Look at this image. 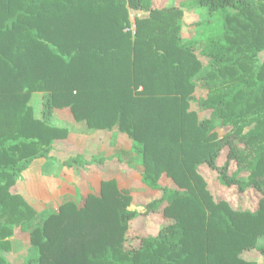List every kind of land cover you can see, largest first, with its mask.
I'll return each mask as SVG.
<instances>
[{
	"label": "trees",
	"instance_id": "1",
	"mask_svg": "<svg viewBox=\"0 0 264 264\" xmlns=\"http://www.w3.org/2000/svg\"><path fill=\"white\" fill-rule=\"evenodd\" d=\"M159 1L0 0V264L14 235L38 249L27 264H259L243 258L252 250L264 258V0H196L220 12L221 35L186 43L183 11ZM197 50L209 73L194 80ZM35 93L46 94L40 119L29 106ZM63 109L89 130L118 127L133 140L143 182L161 194L144 215L115 181L45 218L12 193L67 139L55 121ZM211 180L239 202L217 198ZM152 215L164 219L157 236L139 222Z\"/></svg>",
	"mask_w": 264,
	"mask_h": 264
},
{
	"label": "crops",
	"instance_id": "2",
	"mask_svg": "<svg viewBox=\"0 0 264 264\" xmlns=\"http://www.w3.org/2000/svg\"><path fill=\"white\" fill-rule=\"evenodd\" d=\"M184 1L186 2V0H176L174 4L171 5L183 11L181 22L182 42H200L201 40L212 37L213 31L207 28V21L201 20L199 17L204 11L200 8L197 9L198 4L196 0L190 1L191 3L188 2L190 3L188 7L182 6ZM168 3L164 6L169 7ZM137 15L139 18L147 16L143 12H139ZM129 24L125 32H131L134 38L135 34L133 33V29L136 26L135 14L130 13ZM191 25L193 34L202 28L204 39L203 36L195 37V34L192 36L189 31H184L190 30ZM196 53L199 61L203 65L200 71L201 73L205 63H207L208 67L209 60L206 57H202L199 50H197ZM199 74L194 77V80L199 77ZM45 96L46 94L44 93H35L29 102V106L32 107L36 119L42 117ZM55 121L60 127L67 129V139L57 141L53 145L48 158L35 159L31 163L29 170L23 174L22 181H19L13 188L20 195L25 196L29 204L38 214L41 212L42 207H46L45 204L39 203L41 198L44 197V194H52V197L49 199L50 201H52L53 198H58V200L61 198V200H63L58 211H54V213H58L60 207L68 202L77 203L70 199L64 202L65 198H63V196H75L79 193L75 180L77 181L81 176L85 177L80 181L88 186L89 194H98L103 181H115L118 189L123 193L129 194L132 199L129 210L141 215L146 213V207L149 203L161 198L159 192L151 190L143 182L142 174L144 167L142 164V157L134 154L133 140H131L126 133L121 132L118 127L111 130H89L85 122L75 121L70 109L56 111ZM69 154L73 156L68 157ZM76 157H82L85 162L83 161L79 164L74 163L68 167L62 165V163L69 162ZM200 171L205 178L209 179L211 177L212 172L207 166H202ZM74 174L77 177H75ZM92 175H94L93 179L95 180H91ZM154 216L144 217L139 221L140 224H144L145 235L157 236L159 233L164 219L162 215ZM138 224L139 223L133 227L134 231L136 229L135 232L137 234L141 232ZM9 240L13 244V249L9 254L12 255L13 252L17 251L16 248H14L16 242L14 241V237ZM257 246L264 247V236L258 239ZM243 258L249 261H257L259 264H264V258L260 257L256 250L246 251L243 254Z\"/></svg>",
	"mask_w": 264,
	"mask_h": 264
},
{
	"label": "rangeland",
	"instance_id": "3",
	"mask_svg": "<svg viewBox=\"0 0 264 264\" xmlns=\"http://www.w3.org/2000/svg\"><path fill=\"white\" fill-rule=\"evenodd\" d=\"M174 1L176 0H160L158 2V5L159 7H163L164 5H166L168 2L169 6L173 5L174 4ZM193 1V0H186V2L184 1L183 2V5L184 7H188L190 6V3ZM190 2V3H188ZM202 9V11H204V13L202 15H199V17L201 18V20H205L207 21V24H208V29L210 31H216L215 34H212V37H218L221 35V30H222V21H221V14L220 12H217L213 15H210L206 8L198 5L197 6V9ZM184 31H189L192 36L195 34V37H199V36H203V33H202V28H200V30H197L194 34H193V31H192V25H191V28L190 30H184ZM209 31V32H210ZM185 32V33H186ZM205 35V34H204ZM203 39H204V36H203ZM206 40V39H205ZM202 41V40H201ZM200 41V42H201ZM259 59H257V61L259 62H263L264 60V52H261L259 55H258ZM206 66V67H205ZM208 73H209V67H207V63L204 64V69L203 71L198 75L199 77L198 78H195V80H199L201 78H206L208 76ZM199 96L201 97H206L207 96V93L203 90L201 92H199L198 94ZM42 101V100H41ZM260 119V115L257 116V117H251L247 122V125H246V131H249L251 129H253L255 126H257V122L258 120ZM227 130H230V129H223L222 130V134L226 133ZM226 152H224L223 154V158H222V161L225 160V156H226ZM73 155L69 154L68 157H72ZM67 157V156H66ZM93 171V170H92ZM91 171V172H92ZM75 177H77L75 174H74ZM93 176L91 177V180L93 179ZM85 177L81 176L77 181L75 180L76 182V186L77 188L79 189V193L76 194L75 196H67V195H64L63 198L64 199V202L65 201H68L69 199L71 201H76L77 203L79 202H82L87 196L88 194L90 193L89 192V189H88V186L87 185H84L80 180L84 179ZM95 180V179H93ZM211 185L214 187V193L216 195L217 198H226L228 200H231L232 202H234V204H237L239 202V195L236 193V191L234 189H224V187H222V185L214 180H211ZM96 186V185H95ZM12 193L13 194H19L16 190L12 189ZM20 195V194H19ZM52 197V194H44V197L41 198V200L39 201V203L41 204H45L46 207H42V210L41 212L39 213V215L43 218L47 217L49 214H52L54 213V211H58V208L60 206V204L62 203L63 200H61V198L58 200V198H53L52 201H50L49 199ZM23 198L28 202V200L25 198V196H23ZM82 199V201H81ZM244 200V199H243ZM257 198L255 197L254 194H250L249 196V203L250 205L253 207L256 203H257ZM245 203V201H243ZM29 203V202H28ZM246 206V204H245ZM44 211V212H43ZM14 237V241L16 242V246H14V248H16L17 251L13 252L12 255H8L6 258H5V261L8 263V264H27V260L29 257H32L34 261H37L38 258H39V252H38V249L35 248L34 246L31 245L30 243V236L28 235L27 238H21L20 236H13ZM12 237V239H13ZM18 244V246H17Z\"/></svg>",
	"mask_w": 264,
	"mask_h": 264
},
{
	"label": "built area",
	"instance_id": "4",
	"mask_svg": "<svg viewBox=\"0 0 264 264\" xmlns=\"http://www.w3.org/2000/svg\"><path fill=\"white\" fill-rule=\"evenodd\" d=\"M135 29H136V26H135L134 29H133V31H134L133 33H134V34H135Z\"/></svg>",
	"mask_w": 264,
	"mask_h": 264
}]
</instances>
